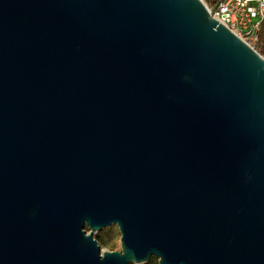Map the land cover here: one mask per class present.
Segmentation results:
<instances>
[{
	"label": "water",
	"instance_id": "95a60500",
	"mask_svg": "<svg viewBox=\"0 0 264 264\" xmlns=\"http://www.w3.org/2000/svg\"><path fill=\"white\" fill-rule=\"evenodd\" d=\"M152 257L264 264V57L203 0H0V264Z\"/></svg>",
	"mask_w": 264,
	"mask_h": 264
},
{
	"label": "built area",
	"instance_id": "2783aa9c",
	"mask_svg": "<svg viewBox=\"0 0 264 264\" xmlns=\"http://www.w3.org/2000/svg\"><path fill=\"white\" fill-rule=\"evenodd\" d=\"M206 6L215 19L255 48L264 20V0H221Z\"/></svg>",
	"mask_w": 264,
	"mask_h": 264
},
{
	"label": "rangeland",
	"instance_id": "374dc122",
	"mask_svg": "<svg viewBox=\"0 0 264 264\" xmlns=\"http://www.w3.org/2000/svg\"><path fill=\"white\" fill-rule=\"evenodd\" d=\"M203 1L205 2V0ZM86 230L90 231L88 228ZM94 237L99 242L103 251L115 252L121 250V232L117 225L102 229ZM158 261L157 257H152L146 264H158Z\"/></svg>",
	"mask_w": 264,
	"mask_h": 264
},
{
	"label": "trees",
	"instance_id": "16d2710c",
	"mask_svg": "<svg viewBox=\"0 0 264 264\" xmlns=\"http://www.w3.org/2000/svg\"><path fill=\"white\" fill-rule=\"evenodd\" d=\"M221 0H205L206 4L209 7L215 6L217 3H219ZM255 49L264 57V20L262 22L261 31L259 35V41L255 45Z\"/></svg>",
	"mask_w": 264,
	"mask_h": 264
},
{
	"label": "flooded vegetation",
	"instance_id": "af4514ba",
	"mask_svg": "<svg viewBox=\"0 0 264 264\" xmlns=\"http://www.w3.org/2000/svg\"><path fill=\"white\" fill-rule=\"evenodd\" d=\"M159 259V258H158ZM158 264H159V261H158Z\"/></svg>",
	"mask_w": 264,
	"mask_h": 264
}]
</instances>
